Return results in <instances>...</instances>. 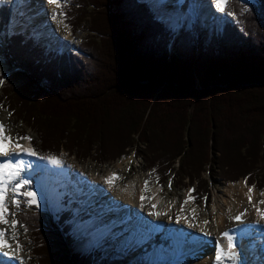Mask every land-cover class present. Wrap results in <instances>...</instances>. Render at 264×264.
Wrapping results in <instances>:
<instances>
[{
    "label": "trees",
    "instance_id": "16d2710c",
    "mask_svg": "<svg viewBox=\"0 0 264 264\" xmlns=\"http://www.w3.org/2000/svg\"><path fill=\"white\" fill-rule=\"evenodd\" d=\"M67 9L72 34L90 32L83 55L52 53L23 33L7 38L0 7L1 54L16 69L0 105L38 136L34 150L100 164L134 151L162 185L175 171L198 202L209 195L208 165L211 177L264 189V0H228L236 21L203 49L191 31L170 48L174 31L147 1L69 0ZM16 214L31 233L32 264L95 263L76 251L68 214L25 204Z\"/></svg>",
    "mask_w": 264,
    "mask_h": 264
},
{
    "label": "bare ground",
    "instance_id": "6f19581e",
    "mask_svg": "<svg viewBox=\"0 0 264 264\" xmlns=\"http://www.w3.org/2000/svg\"><path fill=\"white\" fill-rule=\"evenodd\" d=\"M47 1L34 0V4L30 9L31 21L28 23L35 24L36 32L39 31L46 35H51V33L54 36L55 34L60 35V46L63 44L70 46V29L64 24L65 19L61 18L60 20L59 18V10L63 9V0H59V4L52 3L53 13L51 7L47 6ZM197 1L191 0V6H184L183 9L179 6L182 0H148L160 16L167 19L170 25L178 29V33L195 21L204 23L208 19V22L214 23L228 17L226 11L221 12L215 6V0H210L212 1V7L208 11L205 7H197L195 5ZM35 3H38L41 7L38 11L36 10L37 12H34ZM193 7L195 9L191 11L190 9ZM38 13L43 15V20L39 18L40 14ZM198 28V33L201 34L202 27ZM4 65L5 62L0 56V76L6 71V65L5 67ZM10 155L9 158L13 162L22 161H17L14 155ZM0 160H5V157H0ZM132 162L133 157L127 155L113 166L106 165L95 169L96 166L92 163L90 167L93 169L86 172L85 168L81 167L79 163L66 164L64 167L60 164H53L51 160L46 161V163H49V168L46 169L52 168L59 175H63L67 169L73 170L76 174L75 178L80 177V181L84 183L82 187H79V190H82L86 195H96L95 198L82 196V206L80 207L82 212L77 217L79 222L77 224L78 228L84 231V236L87 239H92L93 248L100 247L102 250L105 247L104 260H108V264H114L113 261L116 258L119 261L118 264H132L133 261L124 262L123 258H128L125 250L136 239L141 240L140 248H146V253H151L152 263L157 258L167 264H216L214 257L217 251V242L227 249L228 242L226 238L222 237L224 232H229L234 236L235 251L238 254L236 264H243L240 261L241 254L246 259L245 263L249 264L245 253L250 255L252 254L251 251L254 253L257 251L255 257L260 255L264 257V219L257 214V209H264V204L258 202L260 193L255 188L252 191V201L249 202L247 193L249 188L252 187L248 183L245 184V181L238 185L227 186L225 194H223L224 197L220 195L217 187H214L213 194L216 197V204L206 210L203 215L204 220H198L196 215L194 218L188 214V212H192L193 208L191 207L194 206L191 200L184 204V201L189 197V192L180 197L179 201L177 200L178 202L174 204L170 196L164 197L165 190L164 188L162 191L160 190L161 187L156 184L153 173H144L143 169L139 176L125 178V171L132 165ZM113 173L122 178L114 179L112 183H109L108 178L112 177ZM145 181H148L146 191L144 190ZM142 195L147 198L141 200ZM103 196L109 199L106 200V203L101 199ZM182 207L183 212H181ZM96 212L98 213L96 214ZM156 213H159V215H156ZM85 214H90L92 217L83 223L79 219ZM239 215H242V219L237 221L235 217ZM16 218L19 221L18 217ZM95 221L99 222V227ZM204 221H209V223L205 224ZM83 224H85V230L82 227ZM117 225L120 227L118 228ZM0 228L8 230L7 238L14 247L17 242L12 240V227L0 224ZM15 232L22 248L17 250L16 245L15 251L11 250L13 252L11 256L3 254V252L10 251L9 249L0 251V264H7L8 262L10 264H21V261L22 264H30L32 261L30 258L32 251L25 253L27 245L22 242V239L26 236L20 233L19 228H16ZM205 233H208V235H205ZM160 235H162L161 238L164 237L163 246L160 244L161 241H158V245H155L157 243L156 237ZM105 238H107V242ZM155 240L156 243L152 247ZM94 241L96 242L93 243ZM97 242L98 244L94 245ZM242 243L246 250L245 252L242 251L243 253L239 249ZM99 252L96 250V253ZM224 264H229V262L225 261Z\"/></svg>",
    "mask_w": 264,
    "mask_h": 264
},
{
    "label": "rangeland",
    "instance_id": "374dc122",
    "mask_svg": "<svg viewBox=\"0 0 264 264\" xmlns=\"http://www.w3.org/2000/svg\"><path fill=\"white\" fill-rule=\"evenodd\" d=\"M141 1H148V0H141ZM249 1L250 0H247L245 2H249ZM68 2H69V0H63V9L59 10V18H60V20H61V18L65 19L64 24L66 25V27H68L67 22H66ZM33 4H34V0H0V7H2L3 9L5 7H7V11L9 13V17L7 16L8 19L6 21V26H5V33H6L7 38H9L15 34H18V33H23L28 38L36 39V41L39 44H41V46L42 45L46 46L49 49V51L52 53H57L60 55L61 54H70V53L83 55L82 50H81V44H82V42L85 41L87 35L90 34V32L87 29H82L77 34H74L72 37L70 35V46L69 45L65 46L64 44L62 46H60V44H61L60 43V40H61L60 35L55 34V36H54L52 33H51V35H46L42 32L40 33L39 31L36 32L35 24L34 23L33 24L28 23L31 21L30 20V15H31L30 9L32 8ZM47 4H48L47 6L49 8L51 7V12L53 13L54 12L53 4L49 3L48 1H47ZM149 5H150V3H149ZM189 5L191 6V0H182L181 4L179 6L184 9V6H189ZM195 5L197 7H199V6H201L202 8L205 7V9L208 11V9L212 7V1H210V0L209 1L208 0H198L197 3H195ZM37 6H38V8H37ZM151 8H152V6H151ZM39 9H41V7L39 6L38 3H35L34 12H37ZM194 9H195V7H193L190 10L192 11ZM190 10H188V11H190ZM38 14H40L39 18H42V20H43V15L41 13H38ZM156 14H157L158 18L163 20L166 23V25L169 26V28L171 30H174L176 32V34H178V35L183 36V34L186 33L187 31H191L193 34V37H194V43L199 49H203L205 44L207 43L208 39L211 38L212 28H214V30L221 31L223 26H225L226 23L236 21L234 15L228 14L227 15L228 17L225 20L222 19V20H219V22L215 21L214 23H211V22H208L209 21L208 19L207 20L205 19L206 21L204 23H198V21H195L190 26H186L185 28H183L181 30L180 33H178V29L173 27L172 25H170L168 23L167 19L160 16L157 12H156ZM0 22L4 23L3 16L0 17ZM187 23H188V21L186 22V24ZM198 27H202L201 34L198 33V29H199ZM2 51H4L3 40L0 39V52H2ZM197 52H198V50H197ZM0 56H1V53H0ZM1 58L4 60L5 65H6V67L4 65V67L6 68V71L4 72L6 74L5 77L13 75L14 71L16 69L12 66L10 69V67L6 64L4 57H1ZM9 64H10V62H9ZM5 83H4V85H5ZM7 88H9V81L6 83L5 86H3V80H2L0 82V96H3V92H4L3 90L4 89L6 90ZM0 122H2L6 126L5 127V135L11 136V137H17V136H29V137H31L32 138L31 142L25 141V140H19V144L23 145V147L26 149H33L34 150L33 146H34V143H38V136L34 132H32L30 129H28L24 124H22V122L19 123L17 126L13 125L14 118L12 117L10 112L3 110L1 107H0ZM6 147H7V145H6ZM35 152H36V155H34V156L29 155L27 153H23V152H21L19 154L11 153V155H10V156L14 155V157L17 159V161L22 160L21 162H23L22 163V171L20 173V179H26L29 181V183L25 186V188H23L22 191H26V190L32 191V192H35V194H36L37 203L35 205H31V206H35L41 210L51 212L54 215H59L64 210H68V209L72 210L74 213H79V215H80L82 212L80 210V207L82 206V204H81L82 199L81 198H83L84 196L86 198H95L96 195H92V194H91V196L86 195L82 190H79V187H82L84 185V183L80 181V177H78V179H77V177L75 178L76 174H74L73 170L67 169V170H65L63 175H61V174L59 175L58 173H55L52 168L47 170L46 168H49V163H46V161H50L51 159H44V157H53V156L42 155V154L38 153L37 150ZM128 155L133 157V162H132V165H130L128 167V169L125 171L126 172L124 175L125 178H128V177L134 178L135 176H139L142 173L143 169H144V171H143L144 173H153L154 174V180H155L156 184H158L160 187L163 186V188L165 190L166 194L164 195V197L167 198L168 196H170L172 198V202H174V204H176L179 201L180 197L184 196L188 192L190 193V190L192 189V187L189 185H187L185 188L182 187V185H180L178 183L179 178L177 176L175 177V173H176L175 171L169 175L170 178H168V180L165 182V185H162L159 181H157V175L155 173V169L150 168L149 165L147 166V164L141 158H138L136 156L134 151L130 152ZM55 158H57L61 161L60 166L65 167L66 164H72V163L78 164L79 163V165L81 167L85 168L86 172H88L89 169H93L92 167H90V164H92V163L94 164V166H96L95 169H97L101 166H106V165L107 166H113V164H116L123 157L119 158V160L115 161V162H109V163L106 162V164H100V163L94 162L92 160L80 161L75 156H70V155H68L67 152L63 151L59 157H55ZM6 159H10V158L5 157V160ZM177 164H178V161H176L175 168H178ZM209 173H210V170H209V165H208L207 170L204 169V171L202 173L203 177L208 179L210 182L209 195L206 196L207 197V206H206L205 199H204L205 197L199 199V202H198V199L196 198V196L191 194L193 197H195V199L197 201L191 200V203L194 204V206L191 208L195 209V213H193V211H192V212H188V214L192 215V217H194L196 215L198 220H200V219L204 220L203 215L205 214L206 210L212 208L216 204V199H215L216 197L213 194L214 187H217V189L220 192V195L222 197H224L225 195L223 196V194H225V189L227 186H230L232 184L238 185L242 181H245V178H241L237 182L224 181V179L219 177V175L216 174L215 177H211ZM33 175H34V177L37 176L36 183L34 186H32V184L30 182V180L33 178ZM169 180H171V188L168 187ZM194 186H196V184L193 185V187ZM249 186L253 187L255 185H249ZM31 187H33V189ZM255 189L260 193L259 199H258V202H260L263 200L264 195H261V192H264V189H262L261 192L257 188H255ZM11 196H12V192L9 191V193H8L9 201H10ZM18 199H20L22 201L23 196H19ZM101 199L103 201H105V203H106V200H109L108 197H105V196H103V198H101ZM83 200L85 201V199H83ZM64 202H68L70 204V206L64 207L63 206ZM72 203H75V204L77 203L78 208L75 207ZM16 208L17 207L14 204L9 202V205H8L9 212L14 213L15 214L14 218L17 220V218H16L17 216H16V212H15ZM84 208H86V207L84 206ZM97 213L98 212H96V214ZM90 217H92V215ZM90 217L88 219L84 220L87 217L85 215H83L80 217L79 221L85 223L88 220H90ZM7 218L9 221H11L13 219V216L9 215ZM95 222L97 223L96 225L99 227V222L98 221H95ZM72 223L74 224V227H72V224L70 223L68 232L70 234H72L74 236V238H76L75 243H74L76 251L80 252L81 254H86V253L94 251L93 253L96 256V259H95L96 263L108 264L109 261L106 259H105L106 261L104 260L105 247L102 248V250L100 249V247L99 248L98 247L93 248V244H91L92 239H89V238L87 239L84 236V233H83L84 231H81V229L78 228L77 223H79V222H78L77 217L74 218ZM84 225L85 224H83L82 227L85 230ZM6 226L11 227L10 224H8ZM17 228H19V231L22 235L26 236L25 238H23V236H22V238H23L22 242L27 245L25 253L32 251L33 244L30 242V239H32L31 233L28 232V230L25 231L24 226L21 224H18ZM73 228H75V229H73ZM157 235H159V234H157ZM161 236L162 235L156 237L157 243H156V240H155V242L153 241L152 247H154V243H156L155 245H158V241L159 242L161 241V243H160L161 246L164 245V242H163L164 237L161 238ZM105 240H106V242L108 241L107 238H105ZM95 242L96 241H94L93 243H95ZM245 242H243V243H245ZM243 243L239 246V249L241 250L240 252L246 251ZM97 244H98V242L94 245H97ZM16 245L17 244H15V246ZM15 246L13 247V251H15L14 250ZM96 250L100 251V252L96 253ZM142 250H144V249L143 248L138 249V253H139L138 257H136L135 255L130 257L131 260H133L132 264H167L166 262H163L162 260L159 261V259H157V258H155V261L152 263L153 258H152L151 253L150 252L146 253V251H145L146 254L141 253L140 251H142ZM251 252H252V254H250V255H248V254L246 255V253H245V257L247 256L249 264H264V257L263 256L260 255V256L255 257L254 255H256L257 251H256V253H254L253 251H251ZM30 258L32 260L33 256L30 255ZM116 259H114V261H113L114 264H118V262H119ZM119 260H122V259H119ZM141 260H142V262L139 263V261H141ZM115 261H117V262H115ZM240 261H242L243 264H246L245 263L246 259H244V256L242 257V254L240 256ZM30 264H32V261L30 262Z\"/></svg>",
    "mask_w": 264,
    "mask_h": 264
},
{
    "label": "snow or ice",
    "instance_id": "6c2138e0",
    "mask_svg": "<svg viewBox=\"0 0 264 264\" xmlns=\"http://www.w3.org/2000/svg\"><path fill=\"white\" fill-rule=\"evenodd\" d=\"M49 3L59 4V0H48ZM228 0H215V6L221 11L224 12ZM231 15V13H229ZM2 107V105H0ZM5 125L0 122V157H9L10 152L13 154H19L21 152L27 153L29 155H36L35 150L26 149L23 145L19 144V140H25L31 142V137L29 136H17L11 137L5 135ZM7 145V147H6ZM44 159H51L53 164H60L61 161L55 157H44ZM22 163L23 162H13L12 159L0 160V224L8 225L10 224L13 229L12 240L17 242V250L22 248V245L19 244L18 237L16 235L15 229L17 228L19 221H17L14 216V213H10L8 209L9 202L14 204L17 208L21 206V200L18 199L19 196H23L27 198L26 203L31 206L37 203L36 194L32 191H21V189L25 188V186L29 183L26 179H20V173L22 171ZM154 171V170H153ZM117 174L113 173L112 177L108 178V182L112 183L114 179H121ZM157 177V181H158ZM245 184H247V179L245 178ZM148 187V181H145V191ZM168 187L171 188V180L168 182ZM252 188H249V192L247 193L249 202L252 201ZM160 190H163V186H161ZM9 191L12 192V196L8 198ZM195 191V189L190 190V194L188 199L184 201V204H187L190 200H195V197L191 196V192ZM261 195H264V192H261ZM147 197L141 196V200L146 199ZM207 206V197L204 198ZM259 203L264 204V200ZM155 207V205H153ZM193 213H195V209H192ZM181 212H183V207L181 208ZM257 214L264 219V209H257ZM9 215L13 216V219L9 221L7 217ZM159 215V213H156ZM243 215V214H242ZM242 215L236 216L235 219L240 221L242 219ZM195 218V217H194ZM186 219V217H185ZM205 224L209 223V221H204ZM27 229L25 228V231ZM208 235V233H205ZM8 230L6 228H0V251L4 249H12V244L9 242L8 238ZM222 237L227 240V249L219 242H217V251L215 254L216 264H224L225 261H228L229 264H236L238 260V254L235 251L236 242L234 236L229 232L222 233ZM4 255L11 256L13 255L12 251L3 252ZM22 264V261H21Z\"/></svg>",
    "mask_w": 264,
    "mask_h": 264
}]
</instances>
